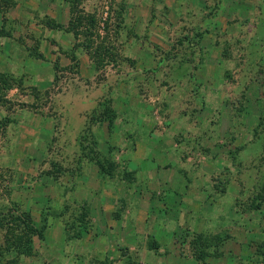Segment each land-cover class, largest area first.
Here are the masks:
<instances>
[{
  "label": "rangeland",
  "instance_id": "374dc122",
  "mask_svg": "<svg viewBox=\"0 0 264 264\" xmlns=\"http://www.w3.org/2000/svg\"><path fill=\"white\" fill-rule=\"evenodd\" d=\"M121 173L163 260L264 264V0H0V264H136L84 205Z\"/></svg>",
  "mask_w": 264,
  "mask_h": 264
},
{
  "label": "crops",
  "instance_id": "0c3cea01",
  "mask_svg": "<svg viewBox=\"0 0 264 264\" xmlns=\"http://www.w3.org/2000/svg\"><path fill=\"white\" fill-rule=\"evenodd\" d=\"M195 124V123H194ZM165 127V126H164ZM195 125H190V128H194ZM161 128H163L161 126ZM159 133L163 132V129L158 131ZM189 132V131H187ZM174 133V132H173ZM170 134L171 138H174L173 146L174 148L179 149V159L181 161H189V159H183L184 152H186L187 146H185V143L188 142L189 138L192 137L191 133H188L186 135H183V137H180L177 133L176 135ZM190 136V137H189ZM128 140V139H124ZM181 140V141H180ZM193 142V141H192ZM184 143V149L181 151L179 148V144ZM132 150L134 152H131L127 155L128 157L125 159V167L124 171L126 173L131 175V180L136 179L137 177L143 178L144 176H148V174L153 171V167L151 165H147L144 170L140 168H131L129 165L136 159L141 157V154L139 152V147H137V144L133 142ZM125 153V152H124ZM189 156V152H187ZM207 156V155H206ZM114 160L117 161V155L112 156ZM191 162V161H189ZM193 166H199V164H195L192 162ZM203 167V166H202ZM120 168V167H119ZM115 177H119L120 182L113 183V182H101L96 185L94 182L86 183L82 188L85 190L84 195L87 196V203L84 204L86 206H95L96 209L93 212L92 207H90L89 212L87 211V215H89L93 221L95 222L96 218L99 219V222L95 223L97 224L94 230L98 231L97 235L101 237L103 234L106 233H115L119 232L120 234V244H125V246L128 247L130 252H135V254L138 255V264H148L151 261H156L159 264H170V263H176L173 259H162L159 254L162 251V247L160 243L154 239L153 234L155 232V229L153 225L145 226V223L148 221V214L151 213V217L156 218L159 216L158 213L149 211L150 203L148 196H144L140 202H136L135 207L130 204V201L132 200H126L129 197H131L127 192L126 189L128 188L127 185L124 183L126 178L124 177L123 173L119 176L118 174ZM167 179V183L171 180L169 177L165 178ZM157 194H161L159 190L157 191ZM199 195V192H197ZM91 198V202L89 203ZM84 201L85 198L83 199ZM123 200V204L120 206L121 210H117V204L119 201ZM205 203V201L203 202ZM194 205L193 203L191 206ZM195 206V205H194ZM100 222L103 223V227L99 224ZM101 230V232H100ZM175 245L173 243V250L170 253L175 254V249L179 245L176 243ZM108 243V242H106ZM112 243V242H111ZM150 243V245H149ZM169 253V254H170ZM168 254V253H167ZM111 258V257H110ZM123 259V256L119 258V261ZM125 260V259H123ZM166 260V261H165ZM85 264V263H83ZM110 264H117V261H112ZM126 264H129L128 262Z\"/></svg>",
  "mask_w": 264,
  "mask_h": 264
},
{
  "label": "trees",
  "instance_id": "16d2710c",
  "mask_svg": "<svg viewBox=\"0 0 264 264\" xmlns=\"http://www.w3.org/2000/svg\"><path fill=\"white\" fill-rule=\"evenodd\" d=\"M99 164V166H100V168L102 169V170H104L105 172H107L108 174H110V172L109 171H106V168L103 166V164L102 163H98ZM34 232H35V230L33 231L32 230V233L34 234ZM263 254H264V251H263ZM137 264V263H136Z\"/></svg>",
  "mask_w": 264,
  "mask_h": 264
}]
</instances>
